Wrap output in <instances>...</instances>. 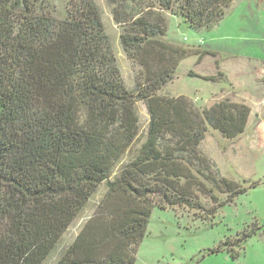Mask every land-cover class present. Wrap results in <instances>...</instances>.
<instances>
[{
	"label": "trees",
	"instance_id": "16d2710c",
	"mask_svg": "<svg viewBox=\"0 0 264 264\" xmlns=\"http://www.w3.org/2000/svg\"><path fill=\"white\" fill-rule=\"evenodd\" d=\"M107 2L139 68L133 89L95 0H68L63 17L49 0H0V264H42L103 182V198L55 264H135L155 206L185 207L210 222L246 192L200 144L209 130L239 137L250 107L228 97L198 107L184 95L158 93L183 59L207 53L166 40L165 12L210 29L231 0ZM201 77L227 80L221 71ZM137 101L149 115L145 138L110 179L138 137ZM251 234L208 252L231 253Z\"/></svg>",
	"mask_w": 264,
	"mask_h": 264
},
{
	"label": "rangeland",
	"instance_id": "374dc122",
	"mask_svg": "<svg viewBox=\"0 0 264 264\" xmlns=\"http://www.w3.org/2000/svg\"><path fill=\"white\" fill-rule=\"evenodd\" d=\"M49 1L53 13L63 17L68 0ZM95 2L101 12L123 81L128 88L133 89L139 68L123 50L119 38L122 26L114 21L107 0ZM165 17L166 40L199 48L207 53L201 59L194 55L183 59L176 69L174 79L158 93L184 95L192 99L196 106L205 107L226 97L237 100L240 93L243 95L242 91L259 88L255 90V96L264 92V71L255 70L253 73L251 70L264 60V0H231L223 18L210 29L196 30L181 23L180 18L171 15L169 11L165 12ZM219 64L238 66L242 75H233L235 86L228 77L226 83L201 77L217 74L221 71ZM256 106L257 111H264V94ZM136 111L139 117L138 137L114 165L110 179L117 175L145 138L149 115L143 102H136ZM256 117L251 115L248 127L236 139L222 138L218 132L209 130L200 144L202 152L212 160L220 174L239 181L246 186V192L218 209L210 222L202 220L198 212L185 207L163 209L155 206L146 234L137 247L135 264H264V119L263 114ZM257 124L262 125V128ZM105 191L106 185L103 182L42 264H55L63 255L94 213ZM202 201L207 207L212 203L205 197H202ZM244 232L253 234L241 247L238 244L229 246L231 253L238 252L235 258L227 250L208 252L218 243L227 239L234 241Z\"/></svg>",
	"mask_w": 264,
	"mask_h": 264
},
{
	"label": "crops",
	"instance_id": "0c3cea01",
	"mask_svg": "<svg viewBox=\"0 0 264 264\" xmlns=\"http://www.w3.org/2000/svg\"><path fill=\"white\" fill-rule=\"evenodd\" d=\"M260 63L261 64L252 67L251 70H253V73H255V70H257L259 72L264 71V60L260 61ZM223 65L222 66L220 64L218 65L220 70L226 74L230 83L234 84L233 75H236V76L242 75L241 71H239V68L237 65H235V66H228V65L223 66ZM234 86H235V84H234ZM255 90H259V88H255V89L250 90V91H248V90L242 91V92H244L243 95H242V93H240V98H237V100H235V101H241V102L247 104L251 109L250 115L248 117V121L246 124V128L248 127V123L250 122L251 115H255V117L256 116L260 117L261 114H263V119H264V111H262V113L260 111H257V106H256V104H258V102L261 101V96L264 94V92L262 91L261 93H259L255 96ZM232 99H233V97H232ZM253 110H254V114L252 113ZM256 121H257V119H256ZM259 126H260V128H262V125H258V127ZM246 128H245V130H246Z\"/></svg>",
	"mask_w": 264,
	"mask_h": 264
}]
</instances>
